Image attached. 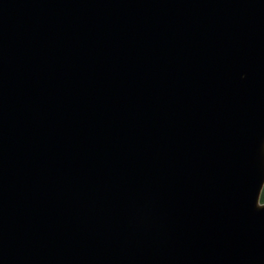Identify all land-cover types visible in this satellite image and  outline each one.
Instances as JSON below:
<instances>
[{
    "label": "water",
    "instance_id": "water-1",
    "mask_svg": "<svg viewBox=\"0 0 264 264\" xmlns=\"http://www.w3.org/2000/svg\"><path fill=\"white\" fill-rule=\"evenodd\" d=\"M264 0H0V264H264Z\"/></svg>",
    "mask_w": 264,
    "mask_h": 264
},
{
    "label": "trees",
    "instance_id": "trees-1",
    "mask_svg": "<svg viewBox=\"0 0 264 264\" xmlns=\"http://www.w3.org/2000/svg\"><path fill=\"white\" fill-rule=\"evenodd\" d=\"M260 202L264 203V187L262 189L261 197H260Z\"/></svg>",
    "mask_w": 264,
    "mask_h": 264
}]
</instances>
